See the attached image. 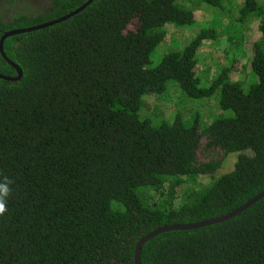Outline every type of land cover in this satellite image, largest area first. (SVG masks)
<instances>
[{
  "label": "trees",
  "instance_id": "16d2710c",
  "mask_svg": "<svg viewBox=\"0 0 264 264\" xmlns=\"http://www.w3.org/2000/svg\"><path fill=\"white\" fill-rule=\"evenodd\" d=\"M53 1L39 16L0 13V38L88 0ZM226 3L94 0L6 40L23 74L0 79V172L14 181L0 264H135L157 228L226 215L264 191V4L241 0L234 17ZM205 7L222 26L155 59L171 29L200 28ZM207 50L219 64L204 83ZM0 73L18 75L1 56ZM171 85L196 107L167 116ZM142 264H264V198L229 221L158 235Z\"/></svg>",
  "mask_w": 264,
  "mask_h": 264
},
{
  "label": "rangeland",
  "instance_id": "374dc122",
  "mask_svg": "<svg viewBox=\"0 0 264 264\" xmlns=\"http://www.w3.org/2000/svg\"><path fill=\"white\" fill-rule=\"evenodd\" d=\"M225 2L228 3V4L227 3L225 4V7L228 8L227 11H230L231 16L237 17L238 16V13H237L238 5L241 3V0H225ZM262 2L264 4V0H262ZM204 9H206L205 10L206 16L203 19L204 22L203 23L200 22V28L193 26L191 29H187L186 27L185 28L175 27L171 29L169 31V38L171 42H169L165 47H161L157 55L155 54V59L157 60L160 59L161 53L166 50L168 51L169 48H175L179 50L183 49L184 46H186V44H188V42L195 37L194 35L196 31L201 29V27L209 26L211 28H214V27L216 28V27L222 26L223 21L221 23L220 18L218 17L215 18L216 13H214L213 11H210L207 7H205ZM228 31L230 33L232 32V30L230 29H228ZM200 59H201V63H199L198 76L204 81V83L210 82L211 77L216 73V68L218 67L217 65L219 64V62L217 61V57H214L213 54L210 53V50H207V54H206V51L201 53ZM165 96H167L168 101L175 103V105L171 106L173 109H167L166 111L168 114L167 116H171L170 113L173 112L174 109L175 110L179 109L178 108L180 106L179 104H181V106H183L184 104H187V105H190V107L191 106L196 107L192 101L182 98L180 93L176 91V87L173 85H171V87L169 88ZM206 101H209V100H206ZM203 104L205 105L208 104L206 105L207 107L209 106L213 107L212 101H209L208 103H201L200 105H203ZM149 105H151V109L154 108L152 103H150ZM211 112H212V108H209L207 110V113H211ZM211 153L216 154L217 152L211 151ZM238 155L239 153H233L228 158H226L223 168L217 173V175H219L223 170L224 171L227 170V172L230 171L233 168L236 160L238 159Z\"/></svg>",
  "mask_w": 264,
  "mask_h": 264
},
{
  "label": "water",
  "instance_id": "95a60500",
  "mask_svg": "<svg viewBox=\"0 0 264 264\" xmlns=\"http://www.w3.org/2000/svg\"><path fill=\"white\" fill-rule=\"evenodd\" d=\"M93 1L94 0H88L82 7L78 8L74 12H71L69 15L61 17L57 20L50 21L48 23H44V24L37 25L34 27L23 28V29H13V30H10L8 32H5L0 39V52H1L3 59L17 71L18 75H17V77H8V76L0 73V79L5 80V81H17V80L22 78V74H23L22 69L18 65H16L12 60H10L8 58V56L6 55V52L4 50V43L6 42L7 39H9L10 37H13V36L35 32V31L44 29L46 27L58 24L60 22L66 21V20L70 19L71 17L79 14L86 7H88ZM263 198H264V191H262L260 194L255 196L253 199L249 200L243 206L239 207L238 209H236V210H234L231 213H228L226 215L207 219V220L202 221V222H196V223H191V224L163 225L162 227L157 228L156 230H154L153 232H151L147 236L141 238L139 240V242L137 243L136 249H135V258H134L135 264H142L143 247L149 241H151L152 239H154L158 235L163 234V233H167V232H171V231H187V230L200 229V228H205L207 226H211V225H215V224H219L222 222L229 221V220L237 217L238 215L242 214L244 211L249 209L251 206H253L257 202H259Z\"/></svg>",
  "mask_w": 264,
  "mask_h": 264
},
{
  "label": "flooded vegetation",
  "instance_id": "af4514ba",
  "mask_svg": "<svg viewBox=\"0 0 264 264\" xmlns=\"http://www.w3.org/2000/svg\"><path fill=\"white\" fill-rule=\"evenodd\" d=\"M20 3L22 4L20 5V8L18 7V10H12L11 7L3 9L0 6V13L2 17L5 20H11L17 14L18 16L21 14H26L30 17L39 16L40 14L51 12L53 10L52 7L54 6L53 0H19L18 5ZM0 56L2 57L1 52Z\"/></svg>",
  "mask_w": 264,
  "mask_h": 264
},
{
  "label": "clouds",
  "instance_id": "9594fccd",
  "mask_svg": "<svg viewBox=\"0 0 264 264\" xmlns=\"http://www.w3.org/2000/svg\"><path fill=\"white\" fill-rule=\"evenodd\" d=\"M13 183V180L0 172V217L4 216L8 211L7 204L13 192Z\"/></svg>",
  "mask_w": 264,
  "mask_h": 264
}]
</instances>
